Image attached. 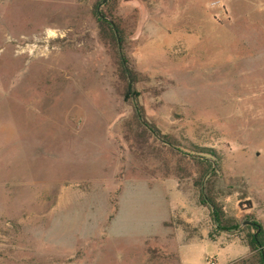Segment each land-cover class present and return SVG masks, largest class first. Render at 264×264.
Masks as SVG:
<instances>
[{"label": "rangeland", "instance_id": "1", "mask_svg": "<svg viewBox=\"0 0 264 264\" xmlns=\"http://www.w3.org/2000/svg\"><path fill=\"white\" fill-rule=\"evenodd\" d=\"M101 1L0 0V264H231L191 159L264 230V0Z\"/></svg>", "mask_w": 264, "mask_h": 264}, {"label": "trees", "instance_id": "2", "mask_svg": "<svg viewBox=\"0 0 264 264\" xmlns=\"http://www.w3.org/2000/svg\"><path fill=\"white\" fill-rule=\"evenodd\" d=\"M99 21L101 23L102 28L107 32V34L110 36L112 41L115 42V38H114L115 32L111 24L102 18H100ZM114 25H115V30L119 34L120 31L117 24ZM114 52L117 58V64L120 73L125 79V84L121 92L123 95V99L125 101H132L133 97H138V91L135 88L136 73L131 68H128V73L130 74V82H129V80L127 79V72L122 62L120 61L118 52L116 50ZM139 109L141 112L143 111L141 108ZM135 118L137 120V126L139 128L140 133L152 138L153 142L158 143L162 147H167L172 149H173L172 146L176 145L173 140L161 135L155 126L149 125L150 127L146 128L144 125H142L139 122L137 115H135ZM158 137L161 138V140H159L160 142L157 141ZM209 155H213V153H209ZM191 161H192V166L194 167L196 174L198 175L199 186L201 184L202 179L205 176H207L204 184L205 185L204 192L200 186L199 197H200V202L204 205H207L208 208L210 209L211 220L217 231L231 232L238 229L246 231L245 236L239 237V239L249 248L250 254L247 255L246 257L240 258L232 262L231 264H264V230L262 229L261 225L253 219H245V221H250L253 224L252 225L245 224L240 227V224L242 222H239L233 216L227 217L221 205L218 204L215 201L213 195H211V191H212L211 178L215 176L217 173L216 166H213L212 163L207 161V158H204V156L202 155H199L197 160L191 159ZM258 227H260V231L257 233L256 236H254V233L257 231Z\"/></svg>", "mask_w": 264, "mask_h": 264}, {"label": "water", "instance_id": "3", "mask_svg": "<svg viewBox=\"0 0 264 264\" xmlns=\"http://www.w3.org/2000/svg\"><path fill=\"white\" fill-rule=\"evenodd\" d=\"M107 0H102L99 4H98V8H97V12H98V16L104 20H106L107 22H109L111 24V26L113 27L114 29V32L116 34V38L118 40V44H120V41H119V35L117 34V31L115 30V26H114V23L106 16H104L101 12H100V7L102 4H104ZM244 225L247 224V225H252L253 223L250 222V221H245L243 223ZM260 231V227L257 228V231L254 233V236L257 235V233Z\"/></svg>", "mask_w": 264, "mask_h": 264}, {"label": "crops", "instance_id": "4", "mask_svg": "<svg viewBox=\"0 0 264 264\" xmlns=\"http://www.w3.org/2000/svg\"><path fill=\"white\" fill-rule=\"evenodd\" d=\"M230 241H232L235 244H240V245H242L243 247H245L247 249V251L243 255H241L238 259L243 258V257H246L247 255L250 254L249 248L244 243H242L240 240H238V239H231ZM225 242H227V240H225Z\"/></svg>", "mask_w": 264, "mask_h": 264}]
</instances>
